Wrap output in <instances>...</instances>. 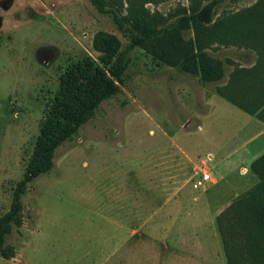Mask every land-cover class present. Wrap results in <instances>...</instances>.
Returning <instances> with one entry per match:
<instances>
[{
  "label": "rangeland",
  "instance_id": "1",
  "mask_svg": "<svg viewBox=\"0 0 264 264\" xmlns=\"http://www.w3.org/2000/svg\"><path fill=\"white\" fill-rule=\"evenodd\" d=\"M132 1L146 10L151 27L168 28L167 39L195 42L191 0ZM219 1L216 18L252 7L264 13L262 0ZM99 31L117 37L119 51L131 42L90 0H0V218L11 209L61 77L85 57L97 59ZM180 44L166 57L142 46L129 51L121 91L57 149L54 168L30 184L23 223L11 229L10 256L0 255V264H141L140 242L167 239L229 264L219 216L258 182L251 165H226L218 155L226 141V154L235 150L231 120L216 118L218 94L233 103L230 78L223 84L232 55L223 46L232 43L204 48L222 69L212 80L200 65L197 72L185 69L190 54ZM203 171L211 178L195 188Z\"/></svg>",
  "mask_w": 264,
  "mask_h": 264
},
{
  "label": "trees",
  "instance_id": "2",
  "mask_svg": "<svg viewBox=\"0 0 264 264\" xmlns=\"http://www.w3.org/2000/svg\"><path fill=\"white\" fill-rule=\"evenodd\" d=\"M90 1L99 12L109 15L124 35L131 38V42L119 51L120 41L117 37L99 31L93 39V46L99 52L97 59L87 56L61 77L58 92L42 124L33 157L24 177L14 188L11 209L0 218V255L8 256V235L14 226L20 227L23 223V196L30 184L54 168L57 149L66 141L73 140L95 116L103 102L121 91L119 84H124L123 75L130 50L142 46L155 55L162 53L166 57L172 46L181 50L183 46L180 43H183L186 48L183 52L190 54L185 58V69L197 72V65H200L203 74H206L204 77L212 80L221 74L222 69L217 61L207 57L204 48L212 47L216 42L232 43L233 39L229 38L232 21L239 14L259 13L258 9L252 7L216 18L219 0H208L201 7L199 4L203 0H191L194 13L191 21L196 29L194 39L197 49L201 51L198 54L195 53V42L190 41L188 52V43L164 37L168 28L151 27L146 22L149 18L146 10L143 6L135 7L132 0H123L122 3V0ZM125 1L128 2L127 7ZM194 2L197 7H194ZM220 91L223 93L222 89ZM250 168L258 177V182L219 216L229 264H264V153L252 162Z\"/></svg>",
  "mask_w": 264,
  "mask_h": 264
},
{
  "label": "crops",
  "instance_id": "3",
  "mask_svg": "<svg viewBox=\"0 0 264 264\" xmlns=\"http://www.w3.org/2000/svg\"><path fill=\"white\" fill-rule=\"evenodd\" d=\"M238 9L239 7L232 10ZM219 13L222 11L218 10L217 6L216 15ZM230 34L232 45L223 48L232 51L228 62L231 69L223 84L230 78L226 92L233 103L218 94L216 118L218 124L223 121L227 124L228 120H231L234 132L230 142L231 146H235V150L227 155L230 152L229 142L226 141L220 144L218 155L226 165L250 166L264 153V13L238 15L232 21ZM113 220L116 224L123 223V227H127V222ZM176 242L175 239L142 241L139 245L141 248L137 250V257L142 258L141 264H218L217 253L212 252L209 258H204L202 254H194L180 248ZM195 244L191 243L190 246ZM124 255L127 256V250ZM218 258L219 264H225L219 256Z\"/></svg>",
  "mask_w": 264,
  "mask_h": 264
},
{
  "label": "built area",
  "instance_id": "4",
  "mask_svg": "<svg viewBox=\"0 0 264 264\" xmlns=\"http://www.w3.org/2000/svg\"><path fill=\"white\" fill-rule=\"evenodd\" d=\"M211 174L208 171H203L198 177L193 181V186L195 188L203 187L210 180Z\"/></svg>",
  "mask_w": 264,
  "mask_h": 264
}]
</instances>
